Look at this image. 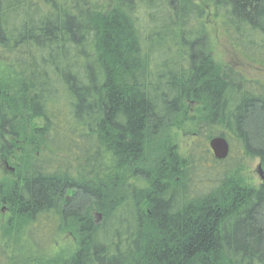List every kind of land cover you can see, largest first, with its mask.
<instances>
[{"label":"trees","instance_id":"obj_1","mask_svg":"<svg viewBox=\"0 0 264 264\" xmlns=\"http://www.w3.org/2000/svg\"><path fill=\"white\" fill-rule=\"evenodd\" d=\"M93 1L0 0V61L24 75L0 80V156L18 137L47 143L0 181V205L18 223L52 216L76 231L73 253L50 264H264V183L241 185L231 168L210 190L194 184L234 146L264 166V89L214 64L195 0ZM211 3L264 65V0ZM191 107L204 142L181 158L166 133ZM214 137L229 144L222 161Z\"/></svg>","mask_w":264,"mask_h":264},{"label":"rangeland","instance_id":"obj_2","mask_svg":"<svg viewBox=\"0 0 264 264\" xmlns=\"http://www.w3.org/2000/svg\"><path fill=\"white\" fill-rule=\"evenodd\" d=\"M195 3L198 4L203 13L199 23L207 36L208 49L214 64L220 71L231 69L243 81L257 83L264 89V65L246 59L234 45L224 29L222 19L215 16L211 0H195ZM92 4L98 8L105 6L99 0H94ZM22 78L24 75L17 68L15 69L13 66L0 61V80L14 81ZM192 110H194L193 107L189 110L188 116L183 120H177L175 125L171 126L166 133L168 141L176 145L178 155L181 158L186 156L193 142H197V140L199 144L204 142L203 137L195 141V124L187 120V117L194 115ZM33 124L41 125V122L29 123V130ZM46 146L47 143L38 137H34L32 143L25 142L19 137L18 139L15 138L13 151L10 155L5 159L0 156V181L5 186L12 184L17 179V165L21 161L19 158L22 156L33 161L40 150ZM113 165L114 161L105 154L102 172L106 173L108 169L109 171L113 170ZM259 165L264 175V166L258 159L243 158L238 146H234L231 149L230 158L224 164L197 172L194 184L202 191L210 190L215 187L222 173L232 168L231 172H234L233 176L237 183L257 188L264 183L257 174ZM70 175L76 180L83 176L77 168L72 170ZM126 176L128 184L137 188H146V183L142 180L131 177L128 173ZM82 178L85 179L86 177L83 176ZM70 195L69 192L67 201H69ZM7 208L0 205V264H50L57 257L66 258L76 249V231L70 227L64 229L58 218L48 216L41 217L32 224L18 223ZM93 216L100 220V216L97 214L94 213Z\"/></svg>","mask_w":264,"mask_h":264},{"label":"water","instance_id":"obj_3","mask_svg":"<svg viewBox=\"0 0 264 264\" xmlns=\"http://www.w3.org/2000/svg\"><path fill=\"white\" fill-rule=\"evenodd\" d=\"M208 146L216 160L222 161L227 158L229 154V144L224 138L214 137L209 141ZM257 174L260 176L261 181L264 182V175L260 165L257 167ZM67 200L68 198H66V201Z\"/></svg>","mask_w":264,"mask_h":264}]
</instances>
